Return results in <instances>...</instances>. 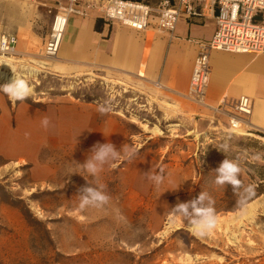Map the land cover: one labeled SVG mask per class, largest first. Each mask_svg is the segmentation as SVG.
<instances>
[{
    "label": "rangeland",
    "instance_id": "1",
    "mask_svg": "<svg viewBox=\"0 0 264 264\" xmlns=\"http://www.w3.org/2000/svg\"><path fill=\"white\" fill-rule=\"evenodd\" d=\"M65 3L0 0V26L5 29L24 22L31 37L20 34L17 39L33 42L28 57L15 52L7 58L11 62L6 67L0 55L2 71L26 79L31 97L14 102L0 92V98L8 104L41 108L50 99L70 96L84 103L107 102V113L112 114L117 95L111 82L105 81L109 86L103 87L92 80L81 83L79 78L70 83L40 72L39 61L46 59L42 46L53 16ZM121 100L127 103L123 96ZM119 113L128 124L122 127L115 145L125 150H149L156 154L159 166L177 163L178 169H163L166 178L156 187L143 174L134 173L137 169L128 165L122 152L120 159L95 178V184L104 186L111 197L109 203L81 210L77 195L87 185L84 177L88 174L78 163L85 162L90 145L73 147L72 159L56 182L37 181L48 178L44 169L7 164L0 158V264H264V193H260L264 192V138L255 132L249 136L229 133L222 125L224 116L217 117L216 130L201 127L198 118L190 117L182 125L183 132H176L173 129L179 127L165 128L155 121L157 127L141 124L137 118L142 116L130 110ZM148 127L152 131L146 135ZM152 135L157 138L150 139ZM166 135L172 136L173 143ZM225 143L229 149L223 152L220 149ZM51 153L54 155L50 152L47 160ZM226 158L239 161L243 184L255 188L256 195L243 212L236 205L238 195L232 186L213 182L214 170ZM201 191L215 201L218 216L216 229L205 238L194 236L188 221L171 212L177 202L194 199Z\"/></svg>",
    "mask_w": 264,
    "mask_h": 264
},
{
    "label": "crops",
    "instance_id": "2",
    "mask_svg": "<svg viewBox=\"0 0 264 264\" xmlns=\"http://www.w3.org/2000/svg\"><path fill=\"white\" fill-rule=\"evenodd\" d=\"M198 11V17L182 13L171 34L160 32L154 25L137 32L125 26L105 24L102 20L101 31L97 32V17L71 16L58 55L55 59L40 60V72L70 83L78 78L81 83L92 80L102 87L109 86L111 82L117 95L114 101L116 111L101 114L97 103L78 102L70 96L50 99L41 108L8 104L7 100L0 98V158L7 164H31L35 169H44L48 171V178L37 181L56 182L62 176L61 169L69 165L74 146L90 145L92 148L97 142H116L122 127L128 124L121 118L119 112L122 109L140 114L142 118H137V122H146L151 127H157L155 121L165 128L179 127L173 131L183 132V123L192 117L194 121L198 118L199 126L216 130L219 123L212 120L210 108L215 107L223 96L237 98L244 95L250 98L253 111L246 130L264 133V54L211 52L205 106L185 98L198 43L208 42L215 31L212 12L208 8ZM25 27L24 22L5 29L0 26V37L8 35L17 39L20 34L31 37ZM30 45L33 42L17 39L14 50L19 57H28ZM122 96L127 103H122ZM45 117L50 120L48 129L41 124ZM222 125L227 128L225 120ZM151 127H148L146 135L151 134ZM75 132H79V137H75ZM247 134L251 135H243ZM152 137L156 136L149 138ZM165 137L173 143L171 135ZM116 147L119 150L120 144ZM135 149L138 152L136 158L128 162L130 167L137 169L135 174L150 170L155 173L158 168L170 166L178 169L177 163L165 162L159 166L154 152ZM48 152H54V155L51 153L47 160ZM113 164L114 161L104 169Z\"/></svg>",
    "mask_w": 264,
    "mask_h": 264
},
{
    "label": "built area",
    "instance_id": "3",
    "mask_svg": "<svg viewBox=\"0 0 264 264\" xmlns=\"http://www.w3.org/2000/svg\"><path fill=\"white\" fill-rule=\"evenodd\" d=\"M208 8L214 16L215 31L208 42L198 43V53L190 76L185 98L205 106L210 80V54L213 51L233 54H264V0H66L52 19L42 56L54 59L58 55L71 16H95L108 25H120L137 32L154 25L157 30L171 34L182 13L200 16L199 9ZM15 37H0V55L15 56ZM213 118L224 116L229 133L243 136L253 103L247 96L233 100L223 96L210 108ZM233 122L238 127H233Z\"/></svg>",
    "mask_w": 264,
    "mask_h": 264
},
{
    "label": "clouds",
    "instance_id": "4",
    "mask_svg": "<svg viewBox=\"0 0 264 264\" xmlns=\"http://www.w3.org/2000/svg\"><path fill=\"white\" fill-rule=\"evenodd\" d=\"M0 92H3L12 101L23 102L26 98L31 97L32 88L29 82L15 74L12 80L4 85H0ZM110 110L107 102L101 103L98 111L105 114ZM42 126L48 129L50 120L45 117L41 121ZM233 127H238V123L233 122ZM26 136L29 134L26 133ZM229 149V144L221 145V151L226 152ZM124 152L129 162L134 161L137 152L134 148L124 149L123 146L118 150L116 145L112 142L94 144L90 150V154L83 164H79L80 168L88 174L87 185L81 187L77 195L79 198V208L85 210L86 208H103L111 199L108 193L104 190V186H97L95 178L103 170L104 166L113 161L120 159L121 153ZM216 173L214 184L218 186L231 185L233 192L238 195L236 201L237 207L243 212L247 209L249 201L256 195L253 185L245 186L240 178L241 167L238 160L224 159L220 165L214 170ZM73 174V173H72ZM143 176L146 180L152 182L156 187L164 183L166 178L164 170L153 173L151 170L144 172ZM89 177L93 179L89 180ZM215 201L207 193L201 191L198 197L187 202H177L171 208V212L180 216L183 220L188 221V226L193 229V235L198 238H205L209 236L217 227L218 216L214 207ZM135 231L139 232L137 228Z\"/></svg>",
    "mask_w": 264,
    "mask_h": 264
},
{
    "label": "bare ground",
    "instance_id": "5",
    "mask_svg": "<svg viewBox=\"0 0 264 264\" xmlns=\"http://www.w3.org/2000/svg\"><path fill=\"white\" fill-rule=\"evenodd\" d=\"M1 58H3V57H1ZM8 59H10V58H8ZM8 59H7V57H4V58L2 59V61L4 62V67L7 66V62H8V63L11 62V61L8 60ZM27 73H28V72H27ZM13 76H14V75H11L10 73H7V72H5V71H2V68H0V82H2L3 84L10 82V81L12 80ZM16 76H17V75H16ZM27 76H28V75H27ZM17 77H20V76L18 75ZM247 135H248V134H247ZM251 206H252V203H251L250 207H251ZM243 218H244V217H243Z\"/></svg>",
    "mask_w": 264,
    "mask_h": 264
},
{
    "label": "trees",
    "instance_id": "6",
    "mask_svg": "<svg viewBox=\"0 0 264 264\" xmlns=\"http://www.w3.org/2000/svg\"><path fill=\"white\" fill-rule=\"evenodd\" d=\"M101 26H102V21L100 19H97L95 22V31L100 32L101 31ZM258 136L261 138H264V134L262 133H257ZM244 136H249V135H244ZM261 194L264 192H260Z\"/></svg>",
    "mask_w": 264,
    "mask_h": 264
}]
</instances>
